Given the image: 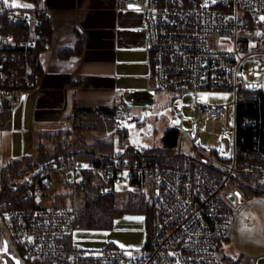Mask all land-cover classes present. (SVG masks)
<instances>
[{
    "label": "built area",
    "instance_id": "1",
    "mask_svg": "<svg viewBox=\"0 0 264 264\" xmlns=\"http://www.w3.org/2000/svg\"><path fill=\"white\" fill-rule=\"evenodd\" d=\"M115 5L143 10L155 84L176 91L177 96H188L186 101L177 100L176 109L195 113L190 120L195 133L187 132L190 140L198 145L203 129L216 131L220 156L202 157L227 171L220 178L201 164L153 163L122 154L99 160L54 156L15 185L10 196L0 198V214L8 215L19 250L12 253L11 262L2 259V252L9 250L5 242L0 247V264H243L226 253L223 242L245 206L230 197L238 191L235 185V189L230 187L232 177L250 172L264 179L261 136H255L242 167L238 160V104L247 93L261 101L264 98V87L255 79L264 71V0H116ZM48 19L46 7L38 2L22 9L18 0H0V96L9 97L15 105L42 81L32 59L38 48H43L44 57L55 44L45 28ZM226 41L232 45H218ZM218 89L232 90L233 101L211 102L209 92ZM114 122L116 131L123 133L139 119L119 101ZM172 125L178 130L182 127L176 118ZM86 173L97 174L108 183L105 190L114 192L150 186L153 228L150 246L142 255L120 247L76 246L75 209L38 201L57 182L79 184ZM31 198L38 206L29 203Z\"/></svg>",
    "mask_w": 264,
    "mask_h": 264
},
{
    "label": "crops",
    "instance_id": "2",
    "mask_svg": "<svg viewBox=\"0 0 264 264\" xmlns=\"http://www.w3.org/2000/svg\"><path fill=\"white\" fill-rule=\"evenodd\" d=\"M34 1L46 7L55 44L43 57L42 81L15 105L23 122L30 121L20 130L21 140L40 129L74 131L76 123L92 116L93 129L76 130L86 137L89 131L94 139L113 141L115 122L111 116L104 117L101 109H115L123 101L129 110V90L156 85L143 10L118 8L116 0H18V6L29 9ZM78 45L79 51L72 55L62 52ZM100 117L106 121L103 130Z\"/></svg>",
    "mask_w": 264,
    "mask_h": 264
},
{
    "label": "rangeland",
    "instance_id": "3",
    "mask_svg": "<svg viewBox=\"0 0 264 264\" xmlns=\"http://www.w3.org/2000/svg\"><path fill=\"white\" fill-rule=\"evenodd\" d=\"M218 45L229 47L232 45V42H219ZM255 79L260 82L261 87H264V71L260 77ZM209 95L210 101L213 103H228L233 101L235 96L232 90L226 89L211 90ZM178 99L186 101L188 96H177L176 91L164 90L157 85L147 89L129 90L126 95L129 110L125 106L130 115H136L139 122H132L128 125V144L140 150L163 145L167 130L173 127L172 119L176 118L178 123L182 125L179 129L177 152L199 154L200 156L207 154L219 157L220 152L217 147L220 135L216 131L203 129L198 145L192 143L187 132H192L194 129V124L190 123V120L195 119V113L190 112L187 108L184 111H178L176 109ZM114 111V107L109 110L101 109L104 117H112L113 123ZM99 120V123L102 124L100 127H103L101 128L103 130V125H106V121L101 117ZM29 122L26 118L23 122V115L18 108L13 113L12 126L0 128V189L2 187V169L8 162L21 158L24 155H28L30 158L34 157L41 151L42 145L44 146V151L46 150L47 154H51L56 150L58 143L77 145L81 140L92 142L98 139L97 137L94 139L90 136L92 132L90 134L87 131L88 137H86V135H82V130H76L82 127L86 130L93 129L96 123L92 116L85 117L84 121L76 123L72 135L66 134L63 130L55 131L47 128L36 130L33 133V137L30 138L31 140L29 137H26L25 141L21 140L20 130H23ZM61 123H58V126ZM12 127L14 129L9 130ZM119 135V132L115 131V135L112 138L116 144V151L123 153L125 147L119 145ZM70 136H73V140L68 142L67 139ZM58 183L50 189L49 194L45 193V197H38V201L43 205L58 204L59 201L64 200V197L60 195L59 199L56 200L54 198L55 192H67L73 194L75 200L73 202L67 196L65 201L73 202L76 207L82 204L83 192H73L71 186L64 185L63 182ZM230 187L232 188L233 185L231 184ZM140 192L145 194L146 200L150 203L152 197L150 186L146 184L144 185V189L136 191L138 195ZM115 193L117 205L123 206L129 192L125 193L122 190H118ZM243 202L245 206L236 216L230 239L223 242L224 248L227 254L235 259H239L243 264H262L264 261V196H248L245 194ZM151 222V214L147 210L131 209L124 211L116 220L115 225L110 228L75 227L73 230V241L76 246L85 249H102L113 246L130 249L136 256H140L147 247V241L151 233ZM8 223V215L1 213L0 247L5 242L9 244V250L3 251L1 256L2 259L7 258L11 262L13 259L12 253H18L19 250Z\"/></svg>",
    "mask_w": 264,
    "mask_h": 264
},
{
    "label": "trees",
    "instance_id": "4",
    "mask_svg": "<svg viewBox=\"0 0 264 264\" xmlns=\"http://www.w3.org/2000/svg\"><path fill=\"white\" fill-rule=\"evenodd\" d=\"M14 27L15 26H12L11 29ZM45 28L49 33L53 34V29L49 21H46ZM42 51L43 48H38L32 59L34 67L40 73L41 78H43L45 73ZM77 51H79V45L74 49L65 48L62 50L65 56L72 55ZM0 101L2 103V108L0 109V128H9L12 126V116L15 104L12 99L5 96H0ZM247 118H250L252 123L245 125L243 122ZM238 123V136L240 144L238 160L239 166L242 167L245 163L246 155L248 154V148H252L256 142L255 136H261L264 141V98L261 101L259 99H255L254 95L247 93L246 100L238 104ZM70 131L72 130H64L66 134ZM119 134V145L125 147V151L123 153L116 151L115 141H106L98 138L92 142L81 140L77 145L72 144L69 146L67 144L63 145L58 143L56 145V150H54L51 154H47L46 150L44 151V146L42 145L41 151L38 155L31 158L28 155H24L21 158H16L8 162L2 169V187L0 189V198L10 196L14 191L13 189L15 185L20 184L34 170V168L40 164H44L50 158L61 154L68 158L93 160L103 159L110 155L122 154V156L133 160L147 159L153 163H168L178 166L201 164L213 175L219 176L220 178L223 177L227 171L223 166L210 161L208 158L202 157L199 154L177 152L179 130L176 128L171 127L167 130L163 145L143 150L137 149L128 144V128H126L123 133ZM71 140H73V136H70L67 139L68 142ZM63 184L71 186L73 192H83L84 194L81 201L82 204L77 207L73 203L75 200L73 194L67 192H55L54 194V198L56 200L59 199L60 195H63L64 197V200L59 201L58 204L72 206L75 209V227L110 228L115 225L116 220L124 213V211L131 209H145L151 214L152 226L150 232H152L153 210L149 201L146 200L144 193L140 192L138 195L136 192L131 191L128 193V198L124 205L118 206L116 193L114 191L105 190L108 183L102 180V178L95 173H86L84 180L79 184H74L69 180H64ZM231 184L235 185L243 196L245 194L248 196H264V179L253 173L238 172L232 177ZM50 191L51 190L48 192L50 193ZM67 196L70 197L73 202L65 201ZM29 203L32 206H38L35 198H31ZM226 239L229 240L230 236ZM147 245L150 246L149 241H147ZM20 248L22 247L20 246ZM44 264L52 263L48 261ZM60 264H69V262L64 261Z\"/></svg>",
    "mask_w": 264,
    "mask_h": 264
},
{
    "label": "water",
    "instance_id": "5",
    "mask_svg": "<svg viewBox=\"0 0 264 264\" xmlns=\"http://www.w3.org/2000/svg\"><path fill=\"white\" fill-rule=\"evenodd\" d=\"M132 8H137V6H132ZM193 132L195 133V130H193ZM230 197L232 198L233 201H236L237 198L240 202L244 201V196L242 195L240 191H236V193L231 192Z\"/></svg>",
    "mask_w": 264,
    "mask_h": 264
}]
</instances>
